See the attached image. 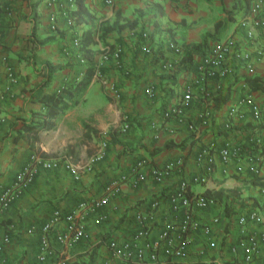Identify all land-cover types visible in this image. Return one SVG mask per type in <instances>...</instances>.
<instances>
[{
	"label": "crops",
	"instance_id": "0c3cea01",
	"mask_svg": "<svg viewBox=\"0 0 264 264\" xmlns=\"http://www.w3.org/2000/svg\"><path fill=\"white\" fill-rule=\"evenodd\" d=\"M258 1L264 0H252L246 15L243 6L235 5L236 0H117L115 8L107 6L105 0H86L90 16L76 23L71 15L76 5L67 0H0V195L15 182L33 153L40 152L47 158L64 155L74 163H86L98 154L102 142L108 143L106 156L80 180L63 165L54 170L40 168L34 182L1 216L0 237L7 234L10 242L0 254V264H36L41 228L53 213H70L82 202L100 198L112 181L130 175L140 160L148 161L144 169L147 181L138 189L124 184L121 193L103 209L107 218L100 225L94 215L86 217L90 238L68 249L67 264H106L111 256L109 241L130 240L139 227L136 214L151 212L152 202L158 199L161 207L155 212L153 229L163 228L172 219L169 196L182 181L191 182L196 193L208 190L219 197L218 205L205 213L198 211L218 215L221 221L213 226L209 238L194 234L190 264H242V251H231L238 242V218L251 210L264 218V189L252 183V174L237 173L234 164L230 173H224L219 156L216 171L211 181L202 185V191L195 189L201 184L192 181L203 173L197 155L207 144L218 141L222 145L228 138L240 141L252 130V122H239L232 133L221 130L229 109L245 94L243 81L256 79L254 84L259 89L255 97L264 106V28L253 30L250 40L249 28L242 26L252 18ZM220 21L227 26L223 38L233 36L241 42L252 53L256 69L236 72L216 92L212 125L196 136L188 123L196 118L197 103L184 108L186 120L166 119L164 114L178 105L203 58L193 56L192 65L187 64L189 68L185 69V46L200 44L207 34L215 32ZM114 22L136 24L100 39L102 24ZM85 33L94 40L89 49L97 53L96 66L103 60V45L123 49V68L109 61L101 70L120 89L119 104L95 77L86 85V61L78 60L81 56L77 57L74 45ZM46 40L50 44L45 45ZM169 42L176 43L180 52L169 48ZM214 42L208 43L207 51ZM143 46L150 47L151 52H145ZM47 64L66 68L57 71L42 88L45 76L40 70ZM63 88L68 89L67 99L76 94L78 105L67 108L42 129V98L59 94ZM246 112L251 118V109ZM179 158L185 161L181 171L163 184L152 180V166L163 167ZM260 177L264 182V166ZM32 227L36 230L29 233ZM250 228L259 234L264 232V224L252 223ZM56 230L65 232L66 223L60 222ZM52 239L53 253L45 264H54L62 251L55 236ZM253 264H264V248Z\"/></svg>",
	"mask_w": 264,
	"mask_h": 264
},
{
	"label": "built area",
	"instance_id": "2783aa9c",
	"mask_svg": "<svg viewBox=\"0 0 264 264\" xmlns=\"http://www.w3.org/2000/svg\"><path fill=\"white\" fill-rule=\"evenodd\" d=\"M61 0H50V3H59ZM74 4V0H67ZM117 0H105L110 8H115ZM251 19L242 22L243 27H248V38H254L256 28H264V1H258L251 12ZM1 23V19H0ZM80 46V39L74 43ZM169 48L180 52V47L169 42ZM147 53L150 47L143 46ZM102 62L96 66L94 77L101 82L105 92L114 99L116 104L121 101L120 89L105 78L101 71L106 62H112L116 67L123 68V49H113L109 45L102 46ZM82 62H85L82 59ZM170 67L171 65L168 64ZM256 63L252 53L236 38L228 36L215 41L203 56L198 66L197 75L186 85V89L177 106L169 108L164 117L166 119L186 120L184 108L197 103L195 120L188 123V129L192 134L199 136L203 130L212 125L215 112L216 92L221 91L229 79H233L236 72L255 71ZM13 79V75H10ZM246 89L245 94L238 103L229 109L228 117L223 122L221 130L232 133L239 122L248 124L252 122V130L240 141L231 138L221 145L218 141H212L197 155V163L202 167L203 173L193 179V183L207 185L216 171V156L220 157L224 165L223 172H231V164H234L237 173L260 174L264 166V106L258 104L255 91L248 81L242 82ZM149 94L153 89H148ZM252 111L251 118L247 116L246 109ZM108 143L102 142L99 152L88 162L74 163L67 156L47 158L42 153H33L30 161L19 171L15 182L4 188L0 195V230L2 226L1 216L11 205L21 197L30 186L40 168L54 170L64 166L76 180H80L93 166L107 154ZM185 161L183 158L171 161L163 167L152 166L150 176L157 184H163L176 171H181ZM148 166L147 160L136 163L130 175H123L120 179L112 181L100 198L82 202L77 209L70 213L57 210L41 228L42 241L36 264L47 263L50 254L53 253V236L61 247V253L54 264H67V251L82 240H88L90 233L87 229L86 217L94 215L95 223L100 225L107 216L103 209L121 193L122 186L129 183L133 189H138L148 179L144 169ZM191 182L182 181L169 196L171 206V222H168L158 231L153 229L156 221L155 212L161 207V200H155L151 204V212L136 214L138 229L130 240L111 239L109 248L111 256L106 264H190V245L194 234H202L209 238L213 232V226L219 224L218 215H204L198 211L206 212L211 207L218 205L219 201L214 197L203 193H196L191 189ZM64 221L66 231L59 233L57 225ZM263 225L264 218L256 210L248 211L238 218L239 235L237 244L231 247L232 253L242 251V264H253L262 255L264 248V232L258 233L250 228L251 224ZM32 227L29 233L35 232ZM10 242V236L5 234L0 237V254Z\"/></svg>",
	"mask_w": 264,
	"mask_h": 264
},
{
	"label": "trees",
	"instance_id": "16d2710c",
	"mask_svg": "<svg viewBox=\"0 0 264 264\" xmlns=\"http://www.w3.org/2000/svg\"><path fill=\"white\" fill-rule=\"evenodd\" d=\"M74 4L76 5V9L71 12V15L75 17L76 23H82L83 21H86V17L90 16V13L87 9V6L85 5L86 0H74ZM245 4H244V3ZM252 0H236L235 5H241L242 10L244 14L248 15L249 10L251 7ZM136 22H125L121 24H117V22H114L113 24L109 23H104L101 26V30L103 31L102 33L99 34L100 39L104 37V35H107L108 33L112 31H122L128 27H135ZM227 31V26L225 22L220 21L215 25V32L212 34H207L202 42L198 45H187L185 46V54L182 60V63L184 64V68L189 66L187 64L192 63V57L195 55H203L205 56L208 51L206 50L208 43L211 40H221L224 37V34ZM90 36V38L88 37ZM248 36V33H247ZM93 38H91L90 33H85L81 37L80 40V46L76 47L77 49V57L78 55L81 56L82 59L86 61V69H87V80H86V85H89V82L92 81L94 74L96 72V64H95V57L97 55L96 52H93L89 49V46L93 43ZM50 44V41H45V45ZM78 59L81 61L82 59ZM82 62V61H81ZM192 65V64H191ZM63 68H66L65 66L62 65H53V64H47L44 68L40 70V75L45 76V80L42 84V88L47 87L48 84L52 81V78L54 74L62 70ZM186 69V68H185ZM255 81L256 79H252L249 83L251 84L252 90L259 89L258 86H255ZM83 90V88H82ZM80 90L79 92H81ZM68 91L67 88H63L60 90L59 94H49L47 96H44L42 98L43 104H44V113L43 117L45 118L44 121L39 124L42 129H46L49 127V124L53 123L57 117L63 113L67 108L69 107H74L78 105V100L77 96L75 95H70L69 98L67 99L66 92ZM254 180L253 184L256 186H260L261 188L264 189V182L261 180L260 174H253ZM203 194L207 196L214 197L216 200L219 201V197L217 194H213L210 191L206 190Z\"/></svg>",
	"mask_w": 264,
	"mask_h": 264
},
{
	"label": "rangeland",
	"instance_id": "374dc122",
	"mask_svg": "<svg viewBox=\"0 0 264 264\" xmlns=\"http://www.w3.org/2000/svg\"><path fill=\"white\" fill-rule=\"evenodd\" d=\"M195 189L197 191H202L203 190V186L202 185H198V186L195 187Z\"/></svg>",
	"mask_w": 264,
	"mask_h": 264
}]
</instances>
